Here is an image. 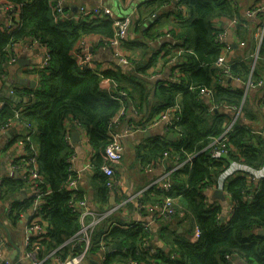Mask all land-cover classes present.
<instances>
[{
    "label": "trees",
    "instance_id": "trees-1",
    "mask_svg": "<svg viewBox=\"0 0 264 264\" xmlns=\"http://www.w3.org/2000/svg\"><path fill=\"white\" fill-rule=\"evenodd\" d=\"M50 1L0 0V6H9L8 10L18 12L14 18L16 26L0 23V90L6 82L8 61L16 56L12 50L14 44L32 38L47 48L46 66L37 65L32 69L36 78L34 88L9 87V91L0 93V101L3 102L0 106V131L13 123L19 124L23 130L14 136V141L21 143L23 154L13 164L26 165L30 158L35 157L41 177L38 186L44 192L38 214L40 221L47 225V234L39 241L42 251L54 250L74 235L81 225L70 210L71 193L66 189L68 181L76 175L70 170L72 150L66 139L67 119L83 129L89 146L94 150L91 156L92 185L100 201L106 202L110 190L107 187L109 177L102 170L103 152L117 133L116 117L128 111L142 114V119L133 121L129 127L135 131L138 126L147 127L162 114L171 112L173 119L168 132L173 134V139L164 136L144 139L134 146V154L143 165H153L158 160L169 164L165 181L161 185L148 186L140 194V211L148 209L155 214V206H161L170 199L175 214L170 220L164 219L166 226L162 228L171 227L170 221L176 216L179 220L191 219L199 231L198 239L189 242L187 236L182 237L174 230L168 237H163L169 246L167 251L159 249L149 254L141 244L148 240L152 245L150 225L145 229V221L125 223L117 214L103 218L108 223L116 221L104 229L94 225L89 250L100 249L101 241L116 243L115 250L104 255L103 264H130L131 261L135 264H229L225 254L239 256L251 264H264V236L251 232L254 228H264V176L253 182L249 174L238 172L227 179L225 189L232 207L229 217L223 221L219 207L208 204L204 195V188L212 185L216 177L227 169L229 159H238L253 169L264 165V135L261 129L250 125L249 120L255 118L256 112L250 108L249 98L244 95V88H251L247 87V82H264L259 69L264 64V31L254 62L249 56L232 60L229 71L236 85L231 82L223 87L217 79L215 61L220 48L214 42L217 30L212 20L219 18L227 24L228 19L235 18L233 28H236V33L246 42L250 39V45L255 42L256 27L252 29L249 19L241 17L238 4L234 0H147L144 12L139 10V20L155 14L161 16L165 5H174L177 21L168 32L178 41L172 51L166 48L171 41L161 43L155 50L157 55L165 50L160 56L165 62V56L169 54L175 55L176 61L167 79L149 87L144 72L149 59L143 61L139 55H134L135 50L132 51L134 47L145 45L140 41L127 38L122 41L121 49L130 66L124 72L117 64L105 69L96 65L93 69L80 67L72 56L73 49L89 35H97L98 45L106 46V40L113 36L111 21L80 14L75 18L71 11L67 17L54 21ZM159 35L155 37H161ZM105 79L111 86L109 90L100 86ZM206 90L209 95L204 100L201 92ZM259 93L260 90L255 95ZM23 94L27 96L25 104L16 103L11 98ZM261 100L264 101V95ZM225 109L239 112L222 141L226 149L223 155L226 156L214 158L210 156L208 146L214 137L229 127L234 117L224 112ZM120 164L115 167V176ZM26 188L29 185L19 177L3 176L0 179V202L4 203L0 235L7 233L4 227L8 221L16 225L31 206L33 196L17 199V194ZM75 193L72 196L87 201L86 193L80 187ZM124 224L125 227L122 226ZM191 232L188 231V235ZM61 248V257L64 258L72 250L81 251L83 244Z\"/></svg>",
    "mask_w": 264,
    "mask_h": 264
},
{
    "label": "crops",
    "instance_id": "crops-1",
    "mask_svg": "<svg viewBox=\"0 0 264 264\" xmlns=\"http://www.w3.org/2000/svg\"><path fill=\"white\" fill-rule=\"evenodd\" d=\"M146 1L147 0H64V3L66 7L70 8L71 13L74 15L79 14V7L81 5L89 8L98 4L110 7L118 16L128 15L130 17L131 23L128 28L127 39L130 41H140L145 44L142 47H134L132 51L135 50L134 55H139L143 61L149 59V65L145 68L144 72L147 75V84H149V87H152V84L156 83L157 81L162 82L167 79L172 69L171 64H169L167 61L165 62L159 55L154 53L155 50L160 47L161 43L170 41V38L165 36V33L175 24L177 17L175 14L176 11L174 9V5L169 3L161 9L163 11L161 12V16L152 22L149 21H151L153 15L151 18L148 17L143 20H139V10L142 9L144 12L146 9L144 3ZM234 2L238 4V11L240 12L241 17L243 19H249V25L252 29L255 27L257 28V26H260L262 23H264V0H234ZM251 6H259L260 10L252 16L246 17L245 12ZM17 16L14 18H17ZM5 18V13L0 10V23H4ZM212 23L214 27L221 26L222 28H225L226 40L230 45H232V60H238L241 57L249 56L251 62H254V58H256L257 55L256 49L258 47L259 41H255L252 45H250V39H248V42H246L243 38H241V35L236 33V28H233V25L226 24L222 19L215 18L212 20ZM157 35L161 37L156 38L155 36ZM81 43L92 51L95 65L99 69L113 68L116 66V58L114 57L113 53L108 48L98 45L97 35L86 36L82 38ZM12 50L15 51L16 61L15 63L8 64L6 67V82L3 84L2 89L0 90L1 94L5 93L9 87H17L22 90H24V88H30L29 83L33 80L35 81L36 86V78L34 74H32V69L41 63L43 57L45 54H47V48L32 38H27L21 43L14 44ZM119 67H121V70L124 72L125 70H128L130 66ZM259 69L264 75V64L260 65ZM21 80H26L28 83L22 84ZM232 83L236 85V83ZM259 90L260 93L255 95ZM244 95H247L249 98V105L251 106L250 108L253 110V112L254 110L256 112V114H254L255 118L249 120V123L250 125H255L256 128L261 129L264 135V129L262 128L264 126V103L262 104V102L264 101L261 100V97L264 95V82L261 86L251 87L249 89L245 87ZM12 97L17 99L15 101L16 103L25 104L27 102V96L25 94L20 96H11V98ZM206 99L208 98L204 97V100ZM142 107L145 110V106ZM224 112L230 113L232 116L236 115V111L234 112L233 110L225 109ZM168 115L170 116L171 113ZM142 117V114H135L134 112L130 111H128L126 114H120L116 117L119 120H117L118 124L116 125V132L121 135L122 142L125 146V154L122 163L116 170L117 176L121 182L117 184L115 189L114 187L109 189L110 191L106 202L100 201L96 194L95 188L92 185L93 165L91 163V156L94 150L89 146L86 133L83 131V129H80L73 120L67 119L65 122V127L67 129L66 139L69 148L72 150L69 160L70 170L75 173L79 172L80 177L77 184L78 187H80L86 193L87 203L91 210L95 211L98 215H105L104 217L109 215L115 216L118 214L119 218L122 221H125V223L129 221L149 222L152 245L156 251L159 249L167 251L169 246L163 241V237H168L171 233H174V230L182 237L184 235L189 236L187 232H194L195 230L194 222L191 219L179 220L178 216H176L170 221L171 227L168 226L167 228H162L166 226V221L164 219H155L154 221V212L151 213L148 209L142 212L137 205L139 202V195L145 188L152 185L153 183H163L165 181V174H168L169 167L167 162L159 160L156 163H153V165L144 164V166L139 161V159L136 158L134 154V146L135 144L137 145L140 140H152L156 137L162 138L163 136H167V131L163 126V124L165 125L166 118L160 120L154 125L150 124L147 127L138 126L137 131L129 130V127L133 124V121L142 119ZM171 119L173 118L170 116L169 120L172 121ZM258 125L262 126L258 127ZM22 132L23 130L17 123H13L10 127L0 131V179L3 176H13L14 172L16 171L14 168H11V164L13 165V161L23 154V147L19 141H14V136L19 135ZM74 132H78V137H74ZM223 156L225 157L226 154ZM228 163L229 166L227 169L222 171L216 177L215 182L212 185L204 188V195L206 197L207 203L219 207L221 221L226 220L229 217L232 207L231 200L225 189V183L227 179L231 176H234L238 172H245L249 174L251 179H253V182L264 176V165L258 169H253L238 159H229ZM136 167L138 168L140 174H138L135 170ZM17 195L22 198L21 191ZM125 200H127L126 203L121 204ZM2 213L1 215L4 217ZM144 213H146V215H144ZM104 217H102L97 223L98 228L101 227L104 229L106 226L108 227L111 224L116 223L114 220L108 223V221L103 219ZM26 224L27 219L23 216L16 225H11L9 228L6 224L7 227H4V229L7 231L5 235H7L10 243V245L4 246L1 249V252L5 258L12 260L10 255L13 249L16 248L17 252L13 259L17 260L18 253L22 249V238L23 233L25 232ZM122 226L125 227V224ZM262 229L264 228H254L251 232L253 234L259 235L258 232ZM18 232L19 235L17 234ZM259 236H264V234ZM109 245L110 244H106L105 248L101 247V249H98L97 251H90V242L88 250H86V254L84 255L80 264H103L104 255L106 254L105 250ZM114 250L115 248L112 251ZM85 257L86 262L84 261ZM232 264L251 263L243 260L239 256H235L232 258Z\"/></svg>",
    "mask_w": 264,
    "mask_h": 264
},
{
    "label": "built area",
    "instance_id": "built-area-1",
    "mask_svg": "<svg viewBox=\"0 0 264 264\" xmlns=\"http://www.w3.org/2000/svg\"><path fill=\"white\" fill-rule=\"evenodd\" d=\"M49 7L54 21L67 17L68 11H71L69 7L65 6L64 0H51L49 2ZM8 9L9 6H0V10H2L5 13V17H6L3 24L8 27H14L16 26L14 17L18 15V12L17 10L14 9H10V10ZM259 10H260L259 6H251L246 10L245 16L250 17L253 14L257 13ZM79 14L82 16H86L88 18H96L101 20L108 19L111 21V25L113 26V36H111L106 40L107 45L103 47L108 48L113 53L114 57L122 63V65L120 66L122 67L129 66V61L125 53L121 49V43L127 38L128 28L131 23L130 17L128 15L118 16L110 7L102 4L94 5L89 8H86L85 6L81 5L79 7ZM78 17L79 15H75V18ZM235 22H236L235 18H231L228 19L227 24L234 26ZM215 28L217 31L214 37V42L215 45L220 48L219 55L215 61V65L217 69L216 71L217 79H218V83L221 86L225 87L229 83H231L232 80L234 79V77L231 75L229 71V66L230 63L232 62L233 50L231 48L232 45H230L226 40L225 28H222L221 26H216ZM168 31L169 29L166 31L165 36L169 37L171 42L167 44L166 48L169 47L172 51L175 43L177 44L178 41L174 39L171 33ZM263 31H264V23H262L260 26H257L254 32V39L256 42L257 41L260 42ZM164 51L165 50L162 49L159 53V56H161L164 53ZM180 51H182L181 48ZM72 56L75 58L77 64L80 67H89L92 69L95 67L92 51L88 49L86 46H84L82 43L76 45L75 49H73L72 51ZM165 58L167 59V62L172 66L175 64L176 61L175 55L169 54L166 55ZM47 60H48V55L45 54L41 63H39L37 67L46 66ZM15 61H16V56H13L12 58L9 59L8 63L12 64L15 63ZM262 83L263 81L261 80L257 81V83L255 84H251L247 82V87L259 86L262 85ZM100 86L102 89H106V90H109V88L111 87L107 79L102 80ZM201 93H203V97L208 98L209 95L208 90L203 91ZM10 95H12L11 91H10ZM2 103L3 102L0 101V106L2 105ZM174 109L175 108L171 109L170 111H173ZM238 112L239 110L238 111L236 110L235 114L237 115ZM169 113L162 114L156 120H154L151 125H154L160 120L166 118L165 125L163 124V126L165 130L168 132L172 124V121L169 120V117L171 116L168 115ZM236 115H234V117L232 118L229 127L225 128L223 132H221L217 137H214L212 139L210 145L208 146L211 157L218 158L224 153H226V149L222 141L226 139L227 132L230 129V126L233 124ZM137 130L138 129L136 128L135 131ZM124 152H125V146L122 142L121 135L116 133L113 136L112 141L105 147L103 152L104 163L102 165V170L109 177L107 181V187L109 189L111 187H114L115 189V187H117V184L121 182L118 176H115V167L121 163ZM11 168H14L18 172V177L23 179L29 185V188H26V190H24L25 192L21 190L22 197L25 198L31 195L33 196V200L31 206L22 215L23 217L24 214H27L28 217L24 216L27 219V224L25 226V232L23 233L22 249L18 253L17 260L16 259L10 260L3 256L1 249L4 246H8L10 244L8 243L7 235L4 236L0 235V264H80L84 255L86 254V250H88V247L90 245L91 242L90 234L91 231L93 230L94 225H96L99 222V220L105 215L103 214L98 215L93 210H91L88 206L87 201L84 198L81 199V198H76V196H72L76 194L75 191L78 188L77 183L80 177L79 172H76L75 177H72L68 181L66 185V189L69 190L71 193L69 207L71 212L75 214L77 218L80 220V224H81L80 228L74 235H72L64 242H62L54 250L45 253L42 251L39 241L46 236L47 225L42 220L40 221L41 216L38 214V207L42 203V196L44 191L38 186L41 177L37 170L35 157L30 158V160L27 162L26 165L16 166L14 164L13 165L11 164ZM167 175L168 174L166 173L165 179ZM153 184L161 185L162 183L157 182ZM164 185L165 187L167 186V184L165 183L163 184V186ZM126 201L127 200H125L121 204H125ZM137 205L139 208H142V205L139 202L137 203ZM154 210H155L156 219L170 220L171 217L175 214V210L172 207V201L170 199H166L161 206H155ZM149 225H150L149 222L143 224L145 229H148ZM198 237H199V231L198 229L195 228L194 232L191 233L189 236H187L186 239L189 242H194L198 239ZM77 243L83 244V248L81 251L72 250L68 255L64 256V258L61 257L62 255L61 247H64L66 245H71L73 247ZM100 245L102 248L106 247V244L103 243V241L100 242ZM141 247L149 254H154L156 252V249L154 248V246L150 245L148 240H145L141 244ZM233 257H234L233 254L224 255V258L227 261H229V264H232ZM130 264H135V262L131 261Z\"/></svg>",
    "mask_w": 264,
    "mask_h": 264
},
{
    "label": "water",
    "instance_id": "water-1",
    "mask_svg": "<svg viewBox=\"0 0 264 264\" xmlns=\"http://www.w3.org/2000/svg\"><path fill=\"white\" fill-rule=\"evenodd\" d=\"M159 16H160L159 14H155V15H153V17L151 18V21H149V22H152L153 20L157 19ZM115 63H117V65H119V66L122 65V63H121L118 59H115ZM21 83H22V84H26V83H28V81H26V80H21ZM29 84H30V88H34V87H35V81H34V80L31 81ZM12 99H13L14 101L17 100V99L14 98V97H12ZM143 106H144V105H143ZM144 108H145V107H144ZM73 135H74V137H78V132H74ZM167 139H169V140L173 139V134H172V133H168V134H167ZM76 140H77V139H76ZM13 177H17V172H14ZM18 198H20L19 195H17V199H18ZM24 216H25V217H28L27 214H24ZM258 234H259V235H263V234H264V229H262L261 231H259ZM114 248H116V243H111V244L106 248L105 253H108V252L112 251ZM16 252H17V249H16V248L13 249V251H12V253H11V255H10V258L13 259L14 256H15V254H16Z\"/></svg>",
    "mask_w": 264,
    "mask_h": 264
},
{
    "label": "rangeland",
    "instance_id": "rangeland-1",
    "mask_svg": "<svg viewBox=\"0 0 264 264\" xmlns=\"http://www.w3.org/2000/svg\"><path fill=\"white\" fill-rule=\"evenodd\" d=\"M121 16H123V15H121ZM166 138H167V136H166ZM135 170L137 171L138 174H140V172H139V170H138L137 167L135 168ZM3 206H4V205H3L2 203H0V222H1V223H3V220H4V217H2V215H1V213H2L1 210L4 209ZM5 223H6V222H4V225H5ZM10 226H11V224H10V222L8 221V227L10 228ZM17 234L19 235V232H18ZM86 257H87V255H86ZM86 257H85L84 261L86 260ZM85 262H86V261H85Z\"/></svg>",
    "mask_w": 264,
    "mask_h": 264
},
{
    "label": "clouds",
    "instance_id": "clouds-1",
    "mask_svg": "<svg viewBox=\"0 0 264 264\" xmlns=\"http://www.w3.org/2000/svg\"><path fill=\"white\" fill-rule=\"evenodd\" d=\"M15 172H17V171H15ZM17 177H18V175H17Z\"/></svg>",
    "mask_w": 264,
    "mask_h": 264
}]
</instances>
